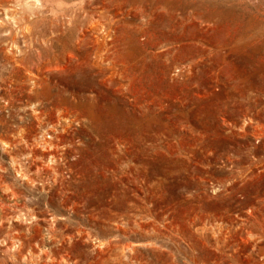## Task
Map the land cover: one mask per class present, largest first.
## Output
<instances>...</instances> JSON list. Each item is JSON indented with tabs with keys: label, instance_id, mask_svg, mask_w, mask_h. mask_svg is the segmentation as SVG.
I'll use <instances>...</instances> for the list:
<instances>
[{
	"label": "rangeland",
	"instance_id": "1",
	"mask_svg": "<svg viewBox=\"0 0 264 264\" xmlns=\"http://www.w3.org/2000/svg\"><path fill=\"white\" fill-rule=\"evenodd\" d=\"M0 264H264V0H0Z\"/></svg>",
	"mask_w": 264,
	"mask_h": 264
}]
</instances>
